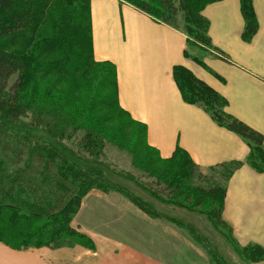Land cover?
<instances>
[{"label": "crops", "instance_id": "crops-1", "mask_svg": "<svg viewBox=\"0 0 264 264\" xmlns=\"http://www.w3.org/2000/svg\"><path fill=\"white\" fill-rule=\"evenodd\" d=\"M252 1L259 29L250 42L242 39L241 0L205 8L216 51L196 56L200 62L185 55L197 48L188 46L182 30L125 1L92 0L91 14L94 58L116 67L119 104L147 127V142L160 158L169 159L179 146L205 169L243 163L225 178L223 217L240 245L264 248V173L246 162L248 142L184 101L174 78L175 67L187 68L227 100L230 115L264 135V0ZM73 225L93 247L14 249L0 243V264H212L185 230L144 214L119 193L92 191Z\"/></svg>", "mask_w": 264, "mask_h": 264}, {"label": "trees", "instance_id": "trees-1", "mask_svg": "<svg viewBox=\"0 0 264 264\" xmlns=\"http://www.w3.org/2000/svg\"><path fill=\"white\" fill-rule=\"evenodd\" d=\"M91 1L0 0V112L18 118L19 111H22L26 116L27 110L33 106L32 103L40 92L48 107L47 94L54 93V87L38 78V74L44 73L48 68L57 71L63 80L74 77L79 81L90 76L92 79L88 81V87L84 90L85 98L82 103H78L75 97L80 89L79 85H75L70 94L58 95L60 97L57 98L63 100L65 106L70 104L76 106L77 103L72 120L85 128L89 143H95L94 139L103 142L104 137L110 133L107 123L111 119L108 120L110 115L104 113L102 116V112L97 111V103L93 96L96 92L98 93L102 83L108 82L113 89L114 115H117L119 111L128 120L125 124L119 123L118 133L121 140L126 141L131 148L135 147L140 151L142 147H146V143L159 160L169 164L168 168L161 173L154 188L159 187L158 189L169 194L182 189L186 193L190 191V196L196 197L197 205H201L205 197L213 201L218 200L217 212L219 210L223 212L226 188L221 185H210L205 188L194 183L195 177L199 175L198 170L200 171L201 168L211 172L217 169L200 167L179 146L169 159L160 158L157 151L147 142V127L134 121L129 113L121 108L118 100L116 67L110 62H98L94 58ZM122 1L160 22L182 30L189 38L188 46L212 50L209 22L203 15V11L209 4L220 0ZM241 8L245 20L242 39L250 42L259 28L253 1L241 0ZM182 12L184 13V19L181 17L184 21L183 26L177 23L178 15ZM189 34L194 36V40L196 39L199 45L192 43ZM6 37L18 43L21 42L24 51L19 56L9 52L2 45L1 40ZM26 50L30 53L27 54ZM185 55H189L187 51ZM91 56L97 64L111 65L113 73L106 76L104 70L102 75L100 71H94L92 74L94 64L91 62ZM13 76H18V79L10 85L9 80ZM174 78L184 101L203 107L218 125L228 128L248 142L250 154L246 162L256 172L264 173V135L230 115L226 111L227 100L208 84L196 78L187 68L175 67ZM189 90L196 94H191ZM31 91L38 93L36 97L30 99ZM20 93H23L22 106L18 103ZM102 104L104 103L101 101L97 107ZM39 123H41L40 120L35 130L22 128L15 134L12 133L10 125L0 121V232L3 234L4 230L1 226L4 224H9L16 231V235L10 236V240L0 237V243L14 249H25L23 246H14L25 243L32 244L28 247L33 248H41L48 244H52L53 249L77 244L93 247L91 238L79 232L73 225L74 217L84 199L92 191H101L106 194L119 193L144 214L172 222L151 214L141 205L139 206L140 201L121 191H109L107 186L110 182L106 179L109 173L106 169L98 170L85 166L83 162L73 159L63 147L47 145L38 138ZM134 123L140 128L131 134L129 126ZM29 126L31 127L32 124ZM62 132L59 133V139L64 138ZM129 137H133L132 142H128ZM177 159L179 162L174 165L173 162ZM242 164L240 161L224 164L221 167L224 170V178H229ZM24 193L29 197H22ZM28 208H33L35 211L29 212ZM224 221L227 227H232L226 220ZM193 240L207 254L203 246L194 238ZM235 243L239 245L237 240ZM245 249L248 261L258 262L264 259L263 247L255 244Z\"/></svg>", "mask_w": 264, "mask_h": 264}, {"label": "rangeland", "instance_id": "rangeland-1", "mask_svg": "<svg viewBox=\"0 0 264 264\" xmlns=\"http://www.w3.org/2000/svg\"><path fill=\"white\" fill-rule=\"evenodd\" d=\"M181 17L184 19L183 12L178 15L179 22L177 19V23L183 26L184 21L181 20ZM257 23L259 26L258 19ZM189 36L192 43L199 45L196 43V39L194 40L192 34H189ZM1 43L9 50V52L18 56L24 51L21 42L18 43V41H14L8 37L2 39ZM195 48L197 49H195L194 52L190 49L188 57L196 62H200L197 57H202V55H207L208 53L210 54L211 51L199 47ZM211 48L216 51V49H213L212 44ZM80 49H82L81 46ZM91 51L92 50L90 49V52ZM27 52L28 51L26 50V53ZM25 57L23 59H25ZM90 59L92 64H94V69L91 70L92 74L94 71H100V74L102 75L104 70L106 76L110 75L111 72L113 73L111 65L97 64L94 62L95 60L92 59V56ZM38 78L42 82H47L54 87V93L47 94L46 101L48 102V107L43 101L41 92L36 97L38 92L31 91L29 93L30 99L34 96L36 98L34 103H32L33 106H30L31 108L27 110L28 112L26 116L22 111H19L20 117L18 118L0 112V121L4 124L10 125L12 127V133L16 134L22 128L35 130V126L40 120L41 123H39L40 126H38L40 136H38V138H41V140L46 142L47 145L63 147L73 159L83 162L85 166L93 167L98 170L101 168L106 169L109 173V176L106 178L110 182V185L107 186L109 191H121L129 197L140 201L141 204L139 203V206L141 205V207L151 214L158 217H164L182 226V228L186 229L188 235L193 237L203 246L208 254L206 255L209 257L212 264H256L264 261V259L258 262H250L247 260V254L244 251H246L245 247L249 245H236L235 241L237 239L234 234V228L226 226L225 219L222 215L223 212H221V210L217 212V209L219 208L218 200L213 201L211 198L205 197L203 198L201 205H197L196 197L190 196V191L186 193L185 190L182 189L179 191L176 190L174 194H169L166 191L158 189L159 187L154 188L155 183L159 181L161 173L164 169L168 168L169 164L159 160L156 153L152 152L151 149L147 147L146 143V147H142L140 151L135 147L131 148L126 141L121 140V136H119L118 133L119 123L122 122L125 124V121L128 120L119 111L117 114L118 116L114 115V108L112 106L114 103L112 99L113 89L108 82L102 83L100 88H98V93L96 92L93 98L95 99L97 106L101 101L104 103L99 107L96 106L97 111L102 112V116L104 113L110 115L108 120H111L107 123L108 128L110 127V133L104 137L105 140L103 142L94 139L95 143H89L86 138L87 135L85 128L74 123L72 120L75 108H77V103L76 106L72 104L65 106L63 100H59L57 97H60L58 95H64L65 93L70 94L72 88L75 85H79L80 89L75 94V97L78 103H82L85 98L84 90L88 87V81L92 78L90 76L84 77L78 81L73 77L68 80H63V78L57 74V71L50 68L44 73L38 74ZM17 79L18 76H13L9 80V84L12 85ZM25 79L27 78L25 77ZM189 92L191 94L193 93V95L196 94L191 90H189ZM22 95L23 93H20L18 98V103L21 106L23 102ZM53 95L57 96L54 97ZM19 105H17V107ZM29 124H32V126L30 127ZM138 128L140 127L134 123L132 126H129V133L133 134V131ZM48 130H50V132H48ZM61 131H63L62 133L64 134L63 139H59L58 137ZM129 138L128 142H132L133 137ZM134 141L137 140L134 139ZM138 141H140V139ZM27 159H29V157ZM178 162L179 160L177 159L173 164L175 165ZM10 169L13 168L10 167ZM223 171L224 170H216L211 172L201 168L200 171L198 170L199 175L197 174L195 177L194 183L205 188L210 185L223 186L225 182ZM220 173H222V176H220ZM161 185L164 187L166 186L164 184ZM22 197L26 198L29 196L24 193ZM28 211L34 212L35 209L28 208ZM1 228L4 230L3 234L0 232L1 238L10 240V236L16 235V231L12 229L9 224H4ZM31 245L32 244L25 243L23 245L18 244L14 246H23L25 249H30L33 248L28 247ZM52 246V244H48L44 247Z\"/></svg>", "mask_w": 264, "mask_h": 264}]
</instances>
